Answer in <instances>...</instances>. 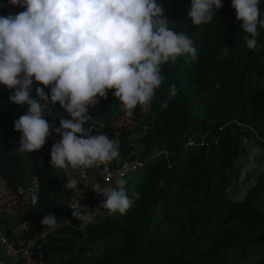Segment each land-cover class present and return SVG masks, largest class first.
Wrapping results in <instances>:
<instances>
[{"label": "trees", "instance_id": "16d2710c", "mask_svg": "<svg viewBox=\"0 0 264 264\" xmlns=\"http://www.w3.org/2000/svg\"><path fill=\"white\" fill-rule=\"evenodd\" d=\"M158 2L163 5L169 27L193 40L197 61L192 63L189 57L182 56L175 65H163L161 74L165 79L156 90L151 106L147 110L138 106L132 117L120 111L114 90H109L106 98H99L89 108L85 125L92 134L104 133L113 139L120 150L119 159H137L140 163L124 179L128 195L138 192L141 198L124 215L104 212L84 225L73 219L69 205L76 193L64 187L71 179L50 166V150L61 137L50 129L42 149L31 154L19 153L21 133L14 130V121L25 114L27 106L12 103L8 89L0 93V184L14 197L9 205L14 212L12 216L0 213V230L14 248L32 241L26 263L238 264L236 257L227 254L228 249L243 250L249 243L264 240V211L254 202L256 197H264V179L240 200H230L222 193V185L227 186L231 180L234 161L242 150L240 140L252 137L254 130L234 124L217 128V114L224 111L234 112L239 123L243 122L240 118L246 119V113L264 121V85L258 83L264 72V28L258 26L259 50L250 51L231 0H221L223 7L216 10L213 20L200 26L193 25L187 17L190 0ZM9 4V0H0V9ZM259 8L264 18V0H260ZM173 83L177 94L162 108ZM226 84L229 88L221 93ZM36 87L42 86L33 88L32 98H36ZM44 91L50 95V88ZM49 108L52 115L44 118L53 128L60 126L61 118H70L59 103L54 107L49 104ZM121 117L129 118L128 126H116ZM136 129L140 134L134 145L141 147L131 155L133 146L129 141ZM256 136L263 139L264 127H259ZM204 141H207L205 145ZM207 149L213 153L215 165L204 176L212 173L216 176L221 183V195L212 204L192 207L185 213L183 223L188 229L181 240L172 237V231L163 235L171 208L170 195L180 174L186 166H196L195 158ZM28 176L36 185L37 199L33 205L18 195ZM191 187L199 189L202 185L198 182ZM0 206L6 208L4 203ZM212 207L222 213L221 223L200 234L192 231L188 220L206 222L208 208ZM48 213L55 214L59 227L45 243L39 239L40 220ZM22 223L26 229L17 238L13 230ZM203 239L205 245L198 249ZM190 252L193 254H187ZM255 264H264V258Z\"/></svg>", "mask_w": 264, "mask_h": 264}, {"label": "clouds", "instance_id": "9594fccd", "mask_svg": "<svg viewBox=\"0 0 264 264\" xmlns=\"http://www.w3.org/2000/svg\"><path fill=\"white\" fill-rule=\"evenodd\" d=\"M9 3L24 9L0 16V85L10 90L12 103L27 106L25 114L14 121V130L21 133L17 151L31 154L42 149L51 129L61 137L50 150L52 170L67 174L101 169L99 176L104 183L93 180L90 186L103 197L96 209L108 215H124L141 194L133 193L130 197L121 177L106 181L103 168L120 158V150L106 134H92L85 127L89 108L114 90L120 111L128 117L134 115L138 106L147 110L165 79L161 74L163 65H175L182 56L189 57L192 63L197 61L193 40L169 27L170 21L158 0ZM259 5L260 0H231L250 51L259 50L258 26L264 28ZM222 7L221 0H190L187 17L193 25L200 26L210 23ZM34 81L42 86L36 87V98L31 96ZM44 88H50V95ZM176 94L173 83L161 107L166 108ZM57 103L70 118H61L60 126L53 128L44 117L52 115L49 104L54 107ZM78 183L71 179L64 187L80 193ZM69 209L72 218L82 225L93 221V216L83 212L80 205L70 204ZM40 224L39 239L47 243L59 227L58 219L48 213ZM23 255H29L26 249Z\"/></svg>", "mask_w": 264, "mask_h": 264}, {"label": "rangeland", "instance_id": "374dc122", "mask_svg": "<svg viewBox=\"0 0 264 264\" xmlns=\"http://www.w3.org/2000/svg\"><path fill=\"white\" fill-rule=\"evenodd\" d=\"M14 5H7L4 9H0V16H7L9 14H17L21 11H24L22 7L16 8ZM17 10H16V9ZM259 82L264 85V72L258 78ZM33 85L37 86L38 84L34 81ZM229 84L225 85V88L221 89L220 92L223 93L224 89H228ZM7 88L3 85H0V93H6ZM248 115L246 119H243L242 123H239L237 119L239 116L235 115L232 111H224L217 114V125L218 130L224 127L230 126L232 124L236 125V127L243 128L249 131L254 130L253 136L250 138H242L240 143H242V150H239L238 157L235 159V167L234 172L231 175V180L227 184V186H223V195L225 198H228L233 201H237L242 199L246 194H248L249 190L258 182L262 181L264 178H261L264 174V137L263 139H259L256 136V133L259 127H264L263 120H256L251 118V115ZM116 126L129 125L128 117H121L116 122ZM140 131L136 129V131L131 136L129 143L133 146V151L131 155L135 153L136 150H139L141 146H135V140L139 137ZM244 135V132L241 133ZM207 141H204L203 145H205ZM37 159L40 160L41 157L37 156ZM126 159V158H124ZM123 160V159H120ZM196 166L188 167L186 166L185 171L180 174V179L172 190L171 197V208H169V216H168V224L163 227L162 233L164 235L168 233V231H172V237H175L178 240L182 239L183 233L188 229L187 224L183 223L184 215L192 207L194 208H204L209 204H212L221 194L220 188L221 183L216 179V176L212 174H208V176H204L206 172L210 169L214 168L215 161L214 155L210 152L209 149L205 150L202 155H199L195 158ZM71 179H76L81 188H89L88 184L81 183L77 177L76 171H70L66 174ZM97 175V174H96ZM234 175V176H233ZM200 182L202 187L199 189H193L191 187L192 184ZM34 183V179L28 176V180L26 181L24 189V194L27 191L33 190L32 185ZM133 181L130 183L129 187H131ZM260 192H258L259 194ZM77 194V193H76ZM76 194L72 197V203L80 205L82 210L86 213L92 215V212L97 207V194L92 198H89V201L86 203H82L78 201ZM257 194V195H258ZM13 194L8 193L2 184H0V204L4 203L6 208H2L0 206V213H4L7 217L12 216L14 213L13 210L9 207V205L13 202L14 197ZM256 195V196H257ZM24 196V195H23ZM264 196V195H263ZM96 203L93 207V203ZM254 202L259 206V208L264 211V197L254 199ZM81 203V204H80ZM86 206V207H85ZM92 206L93 209L90 207ZM103 210H101L102 212ZM210 213L206 216V222L204 219L200 221L188 220V224L193 227L192 231L195 233H203L207 231V229L213 230L221 223L222 213H217L218 208L212 207L211 210L208 208ZM207 212V211H206ZM205 212V214H206ZM104 211L101 213L103 215ZM9 215V216H8ZM26 229V224L22 223L19 226L15 227L13 230V234L18 238V236L24 232ZM0 236H4L0 230ZM10 244V243H9ZM11 245V244H10ZM205 245V240H201L198 244V249H201ZM25 246V244L23 245ZM15 250L13 254L9 255L5 253L4 246L0 244V263L1 264H32L26 263V257L19 250L21 248H14ZM193 254V252L187 253ZM227 254L238 259V264H255L261 259L264 258V240L260 242H252L249 243L243 248V250L239 249H228Z\"/></svg>", "mask_w": 264, "mask_h": 264}, {"label": "built area", "instance_id": "2783aa9c", "mask_svg": "<svg viewBox=\"0 0 264 264\" xmlns=\"http://www.w3.org/2000/svg\"><path fill=\"white\" fill-rule=\"evenodd\" d=\"M16 8H18V6ZM34 87H35V85L32 86V88H34ZM139 164L140 163L137 159L114 160L109 165L104 166V168H103L104 177L106 178L107 182H111V179L113 177H117V176L124 179L129 173L134 171L139 166ZM82 171H83V175H82ZM100 172H101V169H95V170L94 169H88V170L76 171L79 181L83 184L90 183V180H89L90 174H95V175L97 174V176L101 180V184H103L104 178L102 176H99ZM32 188H33V190L27 191L25 194L23 193L24 189L18 190V195H20V197H22L24 200L28 201L31 205H33L37 199L35 183H33ZM97 199H98L97 200L98 201L97 207H98L101 204L103 197L98 195ZM102 212L99 209H94V211L92 212L93 219L95 217L101 215ZM0 244L4 246L5 253H8L9 255H11V254H13V252H15V250L11 247V245L6 241L4 236H0ZM31 245H32V241L29 240L25 244V246H23L19 250L22 253H24L25 249L28 251V249H29V247H31ZM27 258H28V256L26 257V262H27Z\"/></svg>", "mask_w": 264, "mask_h": 264}, {"label": "crops", "instance_id": "0c3cea01", "mask_svg": "<svg viewBox=\"0 0 264 264\" xmlns=\"http://www.w3.org/2000/svg\"><path fill=\"white\" fill-rule=\"evenodd\" d=\"M69 179H71L70 177H69ZM89 180H90V183L88 184V186H89V188H81V192L80 193H77L76 194V196H77V198H78V201L79 202H82L83 204L84 203H86V202H88L89 201V198L90 197H94L96 194L91 190V188H90V186L92 185V183L94 182L93 180H95V181H97V182H99V183H101V180H100V178L97 176V175H95V174H90V178H89ZM82 185H84V184H82ZM79 188H80V185L78 186ZM95 194V195H94ZM82 197V198H81ZM97 198V197H96ZM81 199V200H80ZM98 200V199H97ZM95 203H96V199H95V202L93 203V207L95 206ZM90 207V206H89ZM93 207L91 206L90 207V209L92 208L93 209ZM82 209V208H81Z\"/></svg>", "mask_w": 264, "mask_h": 264}]
</instances>
